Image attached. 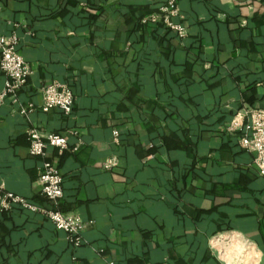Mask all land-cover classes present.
Here are the masks:
<instances>
[{"label": "crops", "instance_id": "obj_1", "mask_svg": "<svg viewBox=\"0 0 264 264\" xmlns=\"http://www.w3.org/2000/svg\"><path fill=\"white\" fill-rule=\"evenodd\" d=\"M166 1L0 0L30 70L19 105H34L0 106V181L48 205L37 174L52 159L59 208L88 222L73 247L42 215L0 210V264H264V178L238 143L264 107V0H176L182 35L141 22ZM51 80L70 86V114L39 109ZM31 127L68 148L30 155Z\"/></svg>", "mask_w": 264, "mask_h": 264}, {"label": "built area", "instance_id": "obj_2", "mask_svg": "<svg viewBox=\"0 0 264 264\" xmlns=\"http://www.w3.org/2000/svg\"><path fill=\"white\" fill-rule=\"evenodd\" d=\"M176 15V0H167L158 7L156 14L141 19L142 23L161 20L164 25L179 35L184 34L182 24L173 22ZM18 39L16 35L0 34V70L6 77L4 86L0 90V106L5 100L12 104H20L19 90L26 84L30 70L23 56L17 50ZM41 103L39 109L46 112L50 109H58L64 114L72 111L74 96L70 86L65 82L51 80L39 88ZM34 109L32 103L26 106L19 105V112L27 114ZM246 123L242 134L238 137L239 145L253 153V164L260 177L264 178V107L253 106L246 112ZM28 153L33 156H45L47 146L56 148L57 154H61L68 148L66 137L54 132H41L31 127L27 131ZM114 140H118V131L113 130ZM115 164L113 158H108L102 164L104 168H110ZM37 181L40 193L47 200L48 205L38 204L29 199L5 189L0 181V210H10L14 206L42 215L51 222L55 229L65 233L66 240L73 247L82 242V231L88 224L77 211H63L59 203L63 197L62 176L52 159L42 161L38 170ZM107 264H115L109 260Z\"/></svg>", "mask_w": 264, "mask_h": 264}, {"label": "trees", "instance_id": "obj_3", "mask_svg": "<svg viewBox=\"0 0 264 264\" xmlns=\"http://www.w3.org/2000/svg\"><path fill=\"white\" fill-rule=\"evenodd\" d=\"M161 5H162V4H161ZM159 6H160V5H159ZM159 6H158V7H159ZM158 7H157V8H158ZM73 96H74V95H73ZM73 106H74V103H73ZM72 109H73V107H72ZM71 112H72V111H71ZM62 153H63V152H62ZM62 153H61V154H62ZM59 155H60V154H59ZM60 173H61V172H60ZM61 176H62V174H61ZM62 188H63V176H62ZM58 206H59V205H58Z\"/></svg>", "mask_w": 264, "mask_h": 264}]
</instances>
